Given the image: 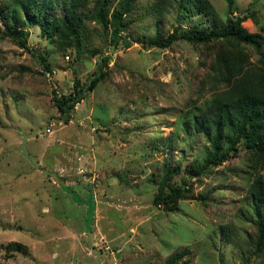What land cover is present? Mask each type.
Listing matches in <instances>:
<instances>
[{
    "label": "rangeland",
    "instance_id": "1",
    "mask_svg": "<svg viewBox=\"0 0 264 264\" xmlns=\"http://www.w3.org/2000/svg\"><path fill=\"white\" fill-rule=\"evenodd\" d=\"M210 1L225 17L226 1ZM232 1V16L252 12L244 27L264 35V0ZM153 2L139 0L115 47L110 32L89 24L93 57L86 45L62 50L36 25L18 29L28 35L20 48L0 17V264H264V223L250 191L256 179L264 184L262 158L239 145L221 165L189 176L206 143L162 147L182 138V112L211 98L221 45L150 46L156 31L143 37L141 16ZM165 15V35L193 24ZM243 52L264 64L254 48ZM102 58L104 80L66 117L54 90L69 95L76 81L86 89ZM166 162L184 164L170 183L187 199L172 212L153 203Z\"/></svg>",
    "mask_w": 264,
    "mask_h": 264
},
{
    "label": "trees",
    "instance_id": "2",
    "mask_svg": "<svg viewBox=\"0 0 264 264\" xmlns=\"http://www.w3.org/2000/svg\"><path fill=\"white\" fill-rule=\"evenodd\" d=\"M0 0V17L5 20V33L20 48L27 47L28 35L22 27L36 25L41 35L50 41H56L62 50L74 48L78 53L87 46L90 56L99 50L90 46L89 24L95 23L102 31L110 32L112 45L115 47L122 40L121 33L131 28L129 19L137 11L139 0ZM228 10L222 17L210 0H154L149 5L145 3L146 12L141 16L145 26L144 36L152 47L166 49L178 42H186L193 46L221 45V53L211 62L212 74H209L211 98L202 104L194 101L180 116L183 136L177 140H167V151L176 144L198 146L200 140L206 143L204 158L196 161L188 170L189 176L203 173L210 166L221 165L228 159L230 152L239 145L262 158L264 163V64L254 65L243 51L254 48L264 59V35L251 33L244 23L254 14L252 12L242 17L232 16L233 1L225 0ZM5 4L6 2V5ZM116 3L112 7V4ZM64 16H57L59 9ZM172 11L179 22L191 21L190 28L179 29L172 33L162 34L159 27L164 22L165 13ZM110 16V17H109ZM148 35V36H147ZM127 46L130 44L125 43ZM44 68L52 73L47 59L39 54ZM98 70L88 87L75 82L73 92L69 95H59L54 90V102L57 109L66 117L82 102L86 92H93L104 80L103 66L109 58H102ZM159 147V146H158ZM179 161L185 159L183 154ZM183 162L171 166L167 162L163 168V178L158 183V191L153 203L163 207L167 212L176 210L179 200L187 199L181 188L170 183L174 176L182 172ZM250 191L253 201V212L264 223V184L261 178L254 181ZM17 251L26 248L21 244H13Z\"/></svg>",
    "mask_w": 264,
    "mask_h": 264
},
{
    "label": "built area",
    "instance_id": "3",
    "mask_svg": "<svg viewBox=\"0 0 264 264\" xmlns=\"http://www.w3.org/2000/svg\"><path fill=\"white\" fill-rule=\"evenodd\" d=\"M46 133H47V134H48V133H51V131H50L49 129H47V130H46Z\"/></svg>",
    "mask_w": 264,
    "mask_h": 264
}]
</instances>
